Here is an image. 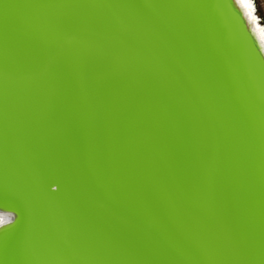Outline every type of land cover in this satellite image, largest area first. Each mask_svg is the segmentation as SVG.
Masks as SVG:
<instances>
[{"label":"water","instance_id":"95a60500","mask_svg":"<svg viewBox=\"0 0 264 264\" xmlns=\"http://www.w3.org/2000/svg\"><path fill=\"white\" fill-rule=\"evenodd\" d=\"M0 264H264L254 0H0Z\"/></svg>","mask_w":264,"mask_h":264},{"label":"rangeland","instance_id":"374dc122","mask_svg":"<svg viewBox=\"0 0 264 264\" xmlns=\"http://www.w3.org/2000/svg\"><path fill=\"white\" fill-rule=\"evenodd\" d=\"M258 9V16L263 20L264 23V1L254 0Z\"/></svg>","mask_w":264,"mask_h":264},{"label":"crops","instance_id":"0c3cea01","mask_svg":"<svg viewBox=\"0 0 264 264\" xmlns=\"http://www.w3.org/2000/svg\"><path fill=\"white\" fill-rule=\"evenodd\" d=\"M261 1H264V0H261Z\"/></svg>","mask_w":264,"mask_h":264}]
</instances>
